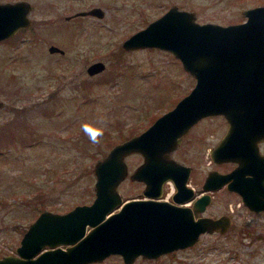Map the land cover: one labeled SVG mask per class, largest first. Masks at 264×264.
I'll return each instance as SVG.
<instances>
[{
  "label": "rangeland",
  "instance_id": "rangeland-1",
  "mask_svg": "<svg viewBox=\"0 0 264 264\" xmlns=\"http://www.w3.org/2000/svg\"><path fill=\"white\" fill-rule=\"evenodd\" d=\"M28 1L31 24L0 40V99L6 104L0 107V131L4 134L0 140V254L13 249L43 207L62 212L77 202L91 201L95 197L94 162L122 141L116 140L120 133L130 136L143 131L193 88L194 77L176 55L155 46L125 50L122 39L174 3L196 12L198 22L220 24L243 21L244 7L264 3ZM96 5L102 7L103 15L67 16ZM50 43L65 52H52ZM99 59L105 67L88 74L89 62ZM85 123L106 130L111 138L114 135L113 142L103 135L99 144H93L83 131ZM191 128L171 154L192 164V178L199 188L211 167L223 170L231 166V160L216 164L209 155V147L219 141L227 123L222 114H210ZM258 142L263 150L264 139ZM140 160L139 154L125 155L129 171ZM173 184L169 181L166 195ZM141 186L126 176L117 187L125 199L137 195ZM226 192L224 187L216 191L207 211L209 215L228 212L233 221L229 229L223 233L204 231L191 246L149 259L140 256L132 264H264V214L249 213L235 193ZM88 264H123V258L110 254Z\"/></svg>",
  "mask_w": 264,
  "mask_h": 264
},
{
  "label": "water",
  "instance_id": "water-1",
  "mask_svg": "<svg viewBox=\"0 0 264 264\" xmlns=\"http://www.w3.org/2000/svg\"><path fill=\"white\" fill-rule=\"evenodd\" d=\"M31 10L28 0H0V40L30 25ZM103 13L96 5L67 16ZM195 14L171 4L120 41L125 50L155 46L176 55L194 77L193 88L143 131L117 141L94 162L91 201L77 202L62 212L43 208L24 229L16 253L0 256V264H88L110 253L120 254L123 264H132L140 254L159 257L191 246L204 231L229 229L226 213L199 215L209 202L206 193L196 199L195 207L180 202L191 197L183 194L190 189L189 165L170 155L189 127L210 114H222L227 123L211 147V157L216 163L233 160L236 165L228 172L210 170L202 187L217 189L226 181V188L237 189L248 209H264V152L258 153L256 144L264 137V3L244 7L240 22H198ZM48 49L65 52L57 44L50 43ZM104 67L99 59L90 61L86 70L97 73ZM0 106L6 107L1 99ZM135 151L143 160L130 177L142 179L146 183L142 193L149 196L123 200L117 186L128 175L125 155ZM245 173L249 180L236 186L243 177L248 179ZM168 178L177 188L169 201L158 198Z\"/></svg>",
  "mask_w": 264,
  "mask_h": 264
},
{
  "label": "flooded vegetation",
  "instance_id": "flooded-vegetation-1",
  "mask_svg": "<svg viewBox=\"0 0 264 264\" xmlns=\"http://www.w3.org/2000/svg\"><path fill=\"white\" fill-rule=\"evenodd\" d=\"M21 29H23V28H21ZM20 30V29H19ZM19 30H17V31H19ZM13 34H15V33H13ZM13 36V35H12ZM12 36H10V37H12ZM9 37V36H8ZM6 38V37H5ZM1 40H3V39H1ZM60 52H62V51H60ZM62 53H64V52H62ZM0 107H2V106H0ZM2 108H5V107H2ZM204 118H206V117H204ZM203 117L202 118H200V119H204ZM200 119H197V121L193 124V125H191L189 128V130H187V132H185L184 134H183V136H181V141H179V143H178V145H177V147L174 149L175 151H173V153L174 152H176L177 151V149H178V147L180 146V144L182 143V142H184L185 140H186V136H187V134H188V132L192 129L191 127H193L195 124H197V122L200 120ZM262 139H264V137L262 138ZM257 144V146H258V153H260V154H262L263 152H264V148H263V150H261V146L262 145H260L259 144V142H257L256 143ZM214 145V144H213ZM212 145V146H213ZM211 146V147H212ZM211 147H209V148H211ZM210 150L211 149H209V155H210ZM172 152H170V155H172L171 154ZM132 155H135V154H139V155H141V152L140 151H135L134 153H131ZM172 157L175 159V160H179L181 163H183V165H186V166H188L189 165V173L187 174V178H186V186L188 187V188H190V189H186V190H183L184 192H183V194H185V195H188V194H190L191 193V197H190V199L188 200V201H180L182 204H186L187 206H191V207H195V202H196V199L198 198V197H200V195L201 194H203V193H206V196L208 195L209 197H206V198H208V203H206L205 205H204V208H203V210L199 213V215H201V214H207V215H209V212L207 211V208L210 206V204L213 202L212 200H213V196H214V193L216 192V191H219V189H221L222 187H224L225 189H226V193L227 194H236L237 195V198L239 199V201H240V203H241V205H243L244 207H246V209H248V207H247V205L245 204V201L241 198V195H240V193H239V191H237V189H227L226 188V181L221 185V187L220 188H211V190H205L203 187H202V183H204V178L206 177V175L202 178V181L200 182V187L198 188V187H196L195 186V184H194V180H193V178H192V173H193V170H192V164H190V163H186L183 159H180V158H176V157H174L173 155H172ZM210 158H212L211 157V155H210ZM141 159L143 160V157H142V155H141ZM213 159V158H212ZM142 160H140V161H138L139 163L138 164H140V162L142 161ZM214 160V159H213ZM222 162V161H221ZM227 163V162H226ZM216 164H219V163H216ZM231 166L229 167V168H227V169H217V168H215V167H211V169L210 170H213V169H216V170H218V171H222V172H228V171H231V169H232V166L233 165H236V163H235V161H233V160H231L230 161V163H229ZM137 166V165H136ZM136 167H134L133 169H132V171L135 169ZM132 171H129V169H128V175H126V176H128L129 178H130V180L131 181H134V182H139L140 184H142V186H141V190L140 191H138L137 192V195H135V196H128V198H135V199H137V198H139V197H145V198H148V196L147 195H145L144 193H142V191H143V189H144V187L146 186V183H144L143 181H142V179H131V173L130 172H132ZM210 172V171H209ZM184 173V170H181V173L180 174H183ZM246 178H248L249 177V175L247 174V173H245V175H244ZM126 178V177H125ZM124 178V179H125ZM123 179V180H124ZM249 180V178L246 180L244 177H243V180L242 181H239L237 184H236V186H238V185H240L241 186V182H243V181H248ZM169 181H173V179H171V178H168L167 180H165L164 181V184L162 185V195H159V199H164V200H167V201H169V200H172V195L174 194V192L177 190V188H176V183L174 182V184H173V186H174V188H173V190L171 191V194H169V196L167 197L166 196V198H165V193L166 192H164V190L166 189V186L168 185V183H169ZM263 183H264V180H263ZM119 184V183H118ZM239 187V186H238ZM176 193V192H175ZM181 194H182V192H181ZM181 194H179V195H181ZM157 198V199H158ZM123 199V198H122ZM125 199H127V198H125ZM124 200V199H123ZM85 202H88V201H85ZM84 202V203H85ZM67 210V209H66ZM248 211H249V213H262V214H264V209H262V210H256V209H254V210H251V209H248ZM225 213V212H224ZM226 214H228V212H226ZM213 215V214H212ZM211 215V216H212ZM218 215V214H217ZM36 216V215H35ZM214 216H216V214L214 215ZM228 217L230 218V221H231V217L228 215ZM231 224H233V221H231ZM230 224V225H231ZM214 231H216V230H214ZM202 235V234H201ZM21 238V237H20ZM20 240V239H19ZM19 240H18V243L17 244H19ZM17 244H15L14 245V247H13V249H10V250H6V251H4L3 252V254H0V256H3L4 254H7V253H9V254H13V253H16V250H15V247H16V245ZM63 247V246H62ZM110 254H114V253H110ZM109 254V255H110ZM114 255H116V254H114ZM118 255V254H117ZM120 255V254H119ZM121 256V255H120ZM141 256V254L138 256V258ZM108 257V256H107ZM122 257V256H121ZM142 257V256H141ZM106 258V257H105ZM149 259V258H148ZM101 261V260H100ZM90 263V262H89ZM93 263H96V262H93Z\"/></svg>",
  "mask_w": 264,
  "mask_h": 264
},
{
  "label": "clouds",
  "instance_id": "clouds-1",
  "mask_svg": "<svg viewBox=\"0 0 264 264\" xmlns=\"http://www.w3.org/2000/svg\"><path fill=\"white\" fill-rule=\"evenodd\" d=\"M83 131L93 144H99L101 137L104 135L103 129L95 127L94 124L85 123L82 125Z\"/></svg>",
  "mask_w": 264,
  "mask_h": 264
},
{
  "label": "trees",
  "instance_id": "trees-1",
  "mask_svg": "<svg viewBox=\"0 0 264 264\" xmlns=\"http://www.w3.org/2000/svg\"><path fill=\"white\" fill-rule=\"evenodd\" d=\"M6 38H7V37H6ZM120 49H121V48H119V50H117L116 54H118V52L120 51ZM103 80H105V79H103ZM17 109H22V110H23V108H18V107H17ZM118 130H119L120 132L122 131V129H119V128H118ZM103 132H104L105 140L107 139L108 142H113L114 135H113V137L111 138V135H108L107 132H106V130H104ZM131 132H134V131L131 130ZM120 134H121V135H120ZM120 134H119L120 136H118V137L116 138V140H117L118 138H119L120 140H122V139H124V137L126 136L125 132L123 133V131H122ZM3 135H4L3 132L0 131V140H1V139H4V138L2 137ZM43 208H44V207H43Z\"/></svg>",
  "mask_w": 264,
  "mask_h": 264
},
{
  "label": "built area",
  "instance_id": "built-area-1",
  "mask_svg": "<svg viewBox=\"0 0 264 264\" xmlns=\"http://www.w3.org/2000/svg\"><path fill=\"white\" fill-rule=\"evenodd\" d=\"M169 194H171V191H169ZM167 197L169 196V195H166Z\"/></svg>",
  "mask_w": 264,
  "mask_h": 264
}]
</instances>
